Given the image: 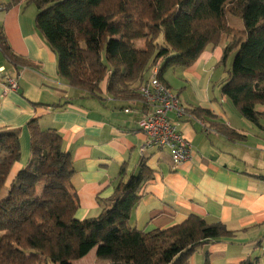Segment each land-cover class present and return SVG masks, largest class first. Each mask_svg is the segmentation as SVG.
<instances>
[{"label": "trees", "instance_id": "1", "mask_svg": "<svg viewBox=\"0 0 264 264\" xmlns=\"http://www.w3.org/2000/svg\"><path fill=\"white\" fill-rule=\"evenodd\" d=\"M28 2L38 7L36 26L57 55L60 76L90 97L101 98L105 83L106 93L118 99H141L139 86L154 67L165 82L167 69L190 68L207 48L227 43L218 64L235 56L221 92L244 117L263 127L264 0ZM232 14L240 15L242 28L231 25ZM0 48L15 64H33L12 51L1 26ZM187 111L200 119L214 116L201 107ZM218 127L233 138L235 131ZM28 128L29 162L8 186L21 156V129L0 130V264H75L93 250L107 260L104 264H190L199 248L234 236L224 223L197 215L165 229L134 226L133 209L154 172L145 158L127 179L123 167L114 194L99 201L103 210L98 216L77 219L79 200L71 184L75 169L62 149L61 133L41 128L37 119ZM204 264H211L208 253Z\"/></svg>", "mask_w": 264, "mask_h": 264}, {"label": "crops", "instance_id": "2", "mask_svg": "<svg viewBox=\"0 0 264 264\" xmlns=\"http://www.w3.org/2000/svg\"><path fill=\"white\" fill-rule=\"evenodd\" d=\"M0 3L8 5L0 12L8 45L33 63L15 64L0 48V65L17 78L19 86L5 91L0 85V130L21 129V156L7 186L29 162L28 123L37 119L41 128L61 133L62 149L71 155L75 169L71 184L79 200L77 219L98 216L103 210L99 201L114 194L123 167L127 179L139 171L145 158L154 172L133 209L134 226L143 231L165 229L190 215L220 221L234 236L199 248L190 264H204L207 253L211 264H240L247 259L264 264V119L263 127L253 123L222 94L227 76L216 78L222 46L207 48L190 68L174 69L182 77L176 88L182 103L214 114L203 119L184 117L179 129L191 142L193 156L176 165L168 149L153 146L141 152L147 140L139 127L146 111L142 98L118 99L106 93L105 83L101 98L70 86L58 72L56 53L36 26L37 5L28 0ZM150 76L151 72L146 79ZM164 81L173 87L171 79L164 76ZM218 125L235 131L233 138Z\"/></svg>", "mask_w": 264, "mask_h": 264}, {"label": "built area", "instance_id": "3", "mask_svg": "<svg viewBox=\"0 0 264 264\" xmlns=\"http://www.w3.org/2000/svg\"><path fill=\"white\" fill-rule=\"evenodd\" d=\"M5 10L0 3V12ZM158 68L151 71V76L139 86L138 92L146 111L139 120V127L147 140L141 147L144 153L149 147L168 149L172 161L178 165L191 159L193 146L180 131L179 126L186 116H190L179 94L158 77ZM0 85L5 91L17 90L18 81L6 73L0 65ZM129 111V109H127Z\"/></svg>", "mask_w": 264, "mask_h": 264}, {"label": "rangeland", "instance_id": "4", "mask_svg": "<svg viewBox=\"0 0 264 264\" xmlns=\"http://www.w3.org/2000/svg\"><path fill=\"white\" fill-rule=\"evenodd\" d=\"M230 22H231V25L235 28H242L243 27V21H242V18L240 17V15L238 14H232L230 16ZM144 43L143 41H139L137 43V46L138 47H143ZM227 45V43H225L222 47H223V51H224V47ZM221 47V46H220ZM234 56L235 54L232 53V54H229L228 55V59L226 62H221L220 64H217V67L220 69V71H218L217 73V76L216 78L218 79V77L220 76L221 78L224 77V76H227L228 75V70L230 69L231 65H232V62L234 60ZM154 68H158L157 66L154 67ZM153 68V69H154ZM174 69L175 68H169L167 69L165 72H164V76L168 77L169 79L172 80V88L174 89V91L178 90L176 89L178 86H179V82H181L182 80V77L179 75V72H176L174 73ZM214 84H218L217 82L214 83ZM11 175V174H10ZM2 196H5L7 194V191L6 189L3 190L1 192ZM202 257V256H200ZM202 261V258H200L198 260V263H201ZM107 260L103 259V258H99L97 257L96 255V250H93L89 255H87L85 258L81 259V260H78V261H75V264H104L106 263Z\"/></svg>", "mask_w": 264, "mask_h": 264}]
</instances>
